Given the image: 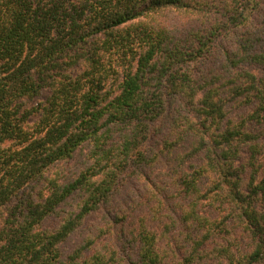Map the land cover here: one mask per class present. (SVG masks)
<instances>
[{"label":"trees","instance_id":"1","mask_svg":"<svg viewBox=\"0 0 264 264\" xmlns=\"http://www.w3.org/2000/svg\"><path fill=\"white\" fill-rule=\"evenodd\" d=\"M0 264H264V0H0Z\"/></svg>","mask_w":264,"mask_h":264}]
</instances>
